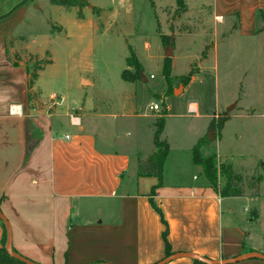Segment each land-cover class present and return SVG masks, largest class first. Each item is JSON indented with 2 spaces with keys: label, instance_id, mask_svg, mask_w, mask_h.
<instances>
[{
  "label": "crops",
  "instance_id": "crops-1",
  "mask_svg": "<svg viewBox=\"0 0 264 264\" xmlns=\"http://www.w3.org/2000/svg\"><path fill=\"white\" fill-rule=\"evenodd\" d=\"M199 1L210 4L215 18L236 19L242 40L256 39L264 25V0ZM5 17L0 18V28ZM9 35L0 30V211L10 224L17 254L36 264H156L166 258L165 226L152 207L153 200L167 223L172 254L212 261L264 255V246L250 241L248 233L251 226L260 225L261 216L254 212L257 218L252 216L245 226L236 221L235 201L246 197L223 198L209 184L194 163L198 142L179 156V166L178 157L172 163L173 173L166 170L174 152L170 147L162 185L154 176H140L138 162L156 151L154 123L161 114L149 121L147 115L142 120L132 114L133 103L131 113L125 103L118 114L102 112L108 108L104 101L85 100L79 109L55 94L45 99L41 76L46 65L38 68L31 89L29 78L32 64L46 55L26 52L22 56L16 42L8 43ZM81 84L93 86L85 78ZM20 104L23 117L11 116V107ZM190 107L199 116V106L190 104L189 112ZM71 115L83 117L84 122L80 120L76 127ZM109 119L114 121L102 123ZM14 134L18 135L15 143ZM3 238L0 220V248ZM169 264L195 261L182 258Z\"/></svg>",
  "mask_w": 264,
  "mask_h": 264
},
{
  "label": "rangeland",
  "instance_id": "rangeland-1",
  "mask_svg": "<svg viewBox=\"0 0 264 264\" xmlns=\"http://www.w3.org/2000/svg\"><path fill=\"white\" fill-rule=\"evenodd\" d=\"M87 1L90 6L80 12L50 0H0V16H6L0 30L10 34L8 43L16 42L22 56L26 52L46 55L33 67L38 69L52 60L41 76L45 99L55 94L79 109L85 100L104 101L108 108L102 112L118 114L125 103L131 113L133 103L132 114L142 120L147 115L149 121L167 109L162 139L174 150L166 167L169 173H173L177 157L179 166V156L184 157L198 140L206 138L208 145L201 156L214 157L219 188L233 175L242 177L240 188L246 199L235 201L236 221L249 225L257 211L260 225L251 226L248 233L250 241L264 246V180L256 190L249 189L252 178L264 179V25L257 38L248 41L238 37L236 19L215 18L210 4L199 0H184L185 12L177 0ZM81 13L84 19H80ZM163 36L173 41L174 53L168 59L174 91L184 90L183 79L189 74L188 85L195 82L185 93L180 89L176 95L166 96L162 71L169 45L163 43ZM130 47L147 82L142 79L133 85L122 79ZM83 78L93 86H82ZM190 104L199 106V116L189 112ZM153 105L161 111H151ZM232 105L235 108L229 112ZM223 119L228 123L221 130ZM80 120L84 122L83 117ZM12 139L15 143L18 135ZM256 191L259 196L251 198ZM72 221H77L76 213Z\"/></svg>",
  "mask_w": 264,
  "mask_h": 264
},
{
  "label": "trees",
  "instance_id": "trees-1",
  "mask_svg": "<svg viewBox=\"0 0 264 264\" xmlns=\"http://www.w3.org/2000/svg\"><path fill=\"white\" fill-rule=\"evenodd\" d=\"M27 1V0H26ZM52 4L61 6V7H67V8H79L80 12L85 8L89 7L90 3L87 0H50ZM177 5L179 9L186 11L185 8V1L184 0H177ZM261 15L264 19V13L261 12ZM80 19H84L82 13L80 15ZM162 41L167 46L169 45L171 41V37L169 36H163ZM130 57L126 60L127 69L123 71L122 73V79L125 82L128 83H136L138 81L142 80V73H143V67L139 60L136 58L134 51L130 47ZM51 61H48L42 66H45L47 64H50ZM40 65V68H42ZM34 68L30 72V78H29V88L31 89L35 81L37 80V72ZM39 70V69H37ZM172 62L171 59H165L164 65H163V71L162 75L166 81L167 89H166V96H170L174 93V89L172 88ZM192 75L189 74L183 79L184 87H186L189 82L191 81ZM168 114L167 109L162 112L159 117H157L154 127V138L153 143L156 151L145 161H139L138 162V174L140 176H154L159 179L160 185H162L163 180V174H164V165L166 158L170 152V146L167 143V141L162 139L164 128H165V118ZM228 121V119L221 120L219 124V128L222 130L224 128L225 123ZM208 145V140L206 138L200 139L198 143L193 148V158L194 163L197 166L203 167V174L206 177L209 184L220 194L221 197H243L245 196V190L240 188V186L243 183V179L241 176H235L233 175L227 185L220 189L218 185V176L216 174V171L214 170V157H203L201 156L202 149ZM264 179L259 178H252V182L249 184V189L256 190L257 187L260 185V183ZM239 187V188H238ZM258 191V190H257ZM256 191L253 196L258 197L259 194ZM152 207L156 210V212L160 215L162 223L165 226V231L163 232V239L165 243V249H166V257H169L172 255V248L168 241V226L164 219L162 211L156 206L153 200H151ZM253 219L257 218L256 213H253ZM6 242H7V231L4 226V238L2 242V247L0 248V264H24L16 259H13L10 257L6 251ZM15 252V251H14ZM16 253V252H15ZM195 264H201L199 262L195 261Z\"/></svg>",
  "mask_w": 264,
  "mask_h": 264
},
{
  "label": "water",
  "instance_id": "water-1",
  "mask_svg": "<svg viewBox=\"0 0 264 264\" xmlns=\"http://www.w3.org/2000/svg\"><path fill=\"white\" fill-rule=\"evenodd\" d=\"M174 53V48H173V41L171 40L168 49L165 51V58H172ZM143 80L145 81L146 79L143 77ZM181 91H183V87H180ZM180 89H176L174 91V94L176 95ZM235 108V105H232L231 107L228 108V111H232ZM0 220L4 224L6 231H7V242H6V251L10 257L13 259H16L24 264H36L29 259L17 254L14 252L13 247H12V231L10 224L6 217L3 215V213L0 211ZM182 258H187L191 259L193 261L199 262L201 264H236L240 262H245L248 260H260L264 262V255L260 253H250L246 255L239 256L235 259H230V260H223V261H212L209 259H206L204 257H200L197 255L193 254H188V253H174L169 257H166L165 259L161 260L160 262L156 264H169L173 261H176L178 259ZM104 264V263H102Z\"/></svg>",
  "mask_w": 264,
  "mask_h": 264
},
{
  "label": "built area",
  "instance_id": "built-area-1",
  "mask_svg": "<svg viewBox=\"0 0 264 264\" xmlns=\"http://www.w3.org/2000/svg\"><path fill=\"white\" fill-rule=\"evenodd\" d=\"M153 78V77H152ZM150 110L151 111H156V112H160L161 110H160V107L158 106V105H153V106H151L150 107ZM196 111H197V109L195 108V107H190V112L191 113H196ZM70 119H71V122H72V124L73 125H75L76 127H78V126H80V118H78V117H75L74 115H71V117H70ZM67 138H69V137H67Z\"/></svg>",
  "mask_w": 264,
  "mask_h": 264
},
{
  "label": "clouds",
  "instance_id": "clouds-1",
  "mask_svg": "<svg viewBox=\"0 0 264 264\" xmlns=\"http://www.w3.org/2000/svg\"><path fill=\"white\" fill-rule=\"evenodd\" d=\"M217 19H220L219 17ZM10 115L17 118H22L23 113V105H13L10 109Z\"/></svg>",
  "mask_w": 264,
  "mask_h": 264
}]
</instances>
